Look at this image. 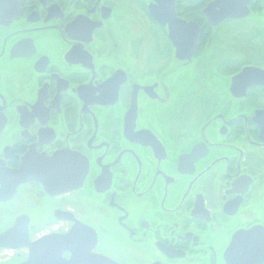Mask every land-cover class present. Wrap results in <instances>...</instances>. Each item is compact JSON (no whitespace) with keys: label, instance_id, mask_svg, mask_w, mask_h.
<instances>
[{"label":"flooded vegetation","instance_id":"obj_1","mask_svg":"<svg viewBox=\"0 0 264 264\" xmlns=\"http://www.w3.org/2000/svg\"><path fill=\"white\" fill-rule=\"evenodd\" d=\"M0 264H264V0H0Z\"/></svg>","mask_w":264,"mask_h":264}]
</instances>
